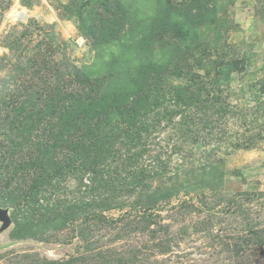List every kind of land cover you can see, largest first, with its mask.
Segmentation results:
<instances>
[{"label":"rangeland","instance_id":"rangeland-1","mask_svg":"<svg viewBox=\"0 0 264 264\" xmlns=\"http://www.w3.org/2000/svg\"><path fill=\"white\" fill-rule=\"evenodd\" d=\"M0 206V264H264V0H0Z\"/></svg>","mask_w":264,"mask_h":264},{"label":"trees","instance_id":"trees-1","mask_svg":"<svg viewBox=\"0 0 264 264\" xmlns=\"http://www.w3.org/2000/svg\"><path fill=\"white\" fill-rule=\"evenodd\" d=\"M169 2H172V1H169ZM51 58H50V56H49V58L48 57H46V56H44L43 55V57L42 58H40V59H37V60H33V63H34V65L37 67V69H45L47 66L46 65H48V64H50L51 63ZM76 102H78V100L76 101V100H74V104H75V108H74V111H75V115L76 116H72V119H75V118H77V117H79L80 115H81V112H80V108H79V105L76 103ZM115 103V102H114ZM90 106V105H89ZM88 106V107H89ZM81 117V119H84V115H82V116H80ZM98 216H102V213H100V214H98Z\"/></svg>","mask_w":264,"mask_h":264},{"label":"water","instance_id":"water-1","mask_svg":"<svg viewBox=\"0 0 264 264\" xmlns=\"http://www.w3.org/2000/svg\"><path fill=\"white\" fill-rule=\"evenodd\" d=\"M0 222L2 223L0 231L6 230L12 223L9 208L0 206Z\"/></svg>","mask_w":264,"mask_h":264}]
</instances>
